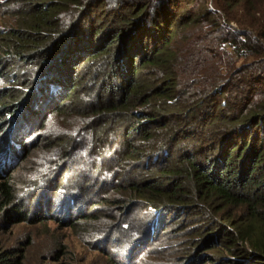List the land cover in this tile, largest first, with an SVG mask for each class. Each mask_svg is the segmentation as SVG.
Here are the masks:
<instances>
[{
	"label": "trees",
	"instance_id": "trees-1",
	"mask_svg": "<svg viewBox=\"0 0 264 264\" xmlns=\"http://www.w3.org/2000/svg\"><path fill=\"white\" fill-rule=\"evenodd\" d=\"M16 1L1 64L34 65L28 85L38 79L54 113L88 109L98 155L90 169L113 189L103 203L146 207L150 227L199 220L188 264L220 248L234 264H264V0ZM86 89L90 98L77 100ZM22 103L0 105L1 128L8 112L26 124L39 117ZM69 135L48 145H74ZM12 140L0 136L2 169L19 157L23 142ZM5 170L4 219L29 220ZM17 252L1 247L0 264H23Z\"/></svg>",
	"mask_w": 264,
	"mask_h": 264
},
{
	"label": "rangeland",
	"instance_id": "rangeland-1",
	"mask_svg": "<svg viewBox=\"0 0 264 264\" xmlns=\"http://www.w3.org/2000/svg\"><path fill=\"white\" fill-rule=\"evenodd\" d=\"M18 11L16 0H0V40L18 28ZM4 50L0 43V105L21 100V111L32 103L39 117L30 113L33 122L26 124L19 112L14 118L8 112L6 125L0 126L7 142L18 139L26 144L16 146L19 157L11 166L2 169L6 162L1 159L0 170L16 175L17 203L29 217L6 222L0 210V248H17L23 264H188L195 252L187 240L201 222L184 216L172 218L164 228L158 223L150 227L155 214L146 207L119 209L103 203L113 189L109 182L96 180L90 169L98 155L91 151L95 143L88 109L54 113L50 102H40L38 79L28 85L35 66L10 59L1 64L7 58ZM87 90H81L77 100H88ZM72 100L66 102L72 105ZM62 135L74 136V145L68 140L48 145V137ZM75 217H84L80 225H73ZM207 254L211 258L203 256L198 264H234L227 250Z\"/></svg>",
	"mask_w": 264,
	"mask_h": 264
}]
</instances>
